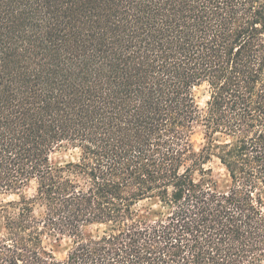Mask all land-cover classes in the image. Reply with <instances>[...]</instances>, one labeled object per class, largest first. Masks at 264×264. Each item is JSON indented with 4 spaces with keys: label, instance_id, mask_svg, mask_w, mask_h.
Masks as SVG:
<instances>
[{
    "label": "trees",
    "instance_id": "trees-1",
    "mask_svg": "<svg viewBox=\"0 0 264 264\" xmlns=\"http://www.w3.org/2000/svg\"><path fill=\"white\" fill-rule=\"evenodd\" d=\"M3 195L0 264H264V0H0Z\"/></svg>",
    "mask_w": 264,
    "mask_h": 264
},
{
    "label": "rangeland",
    "instance_id": "rangeland-1",
    "mask_svg": "<svg viewBox=\"0 0 264 264\" xmlns=\"http://www.w3.org/2000/svg\"><path fill=\"white\" fill-rule=\"evenodd\" d=\"M197 97L201 107H204L208 99V92L205 87H201L197 90ZM195 147L200 150L206 144L208 139L205 134V129L200 128L193 137ZM79 150L70 146L60 147L53 155V160L56 164H65L69 161H73L78 158ZM212 168V176L218 182L221 189H225L230 184V178L226 169L222 166L219 159L214 155L210 162L207 164ZM17 198L15 195H3L0 196V204L6 203L12 199ZM153 206L157 208V204L154 201H144L139 205V208H146ZM99 229L96 226L90 228L88 233H96ZM48 246L53 250L57 258H64L69 249L72 246V239L70 237L61 236L59 239L49 238L47 239Z\"/></svg>",
    "mask_w": 264,
    "mask_h": 264
}]
</instances>
